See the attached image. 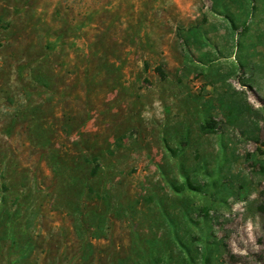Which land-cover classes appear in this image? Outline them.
I'll return each mask as SVG.
<instances>
[{
	"label": "rangeland",
	"instance_id": "obj_1",
	"mask_svg": "<svg viewBox=\"0 0 264 264\" xmlns=\"http://www.w3.org/2000/svg\"><path fill=\"white\" fill-rule=\"evenodd\" d=\"M0 264H264V0H0Z\"/></svg>",
	"mask_w": 264,
	"mask_h": 264
},
{
	"label": "trees",
	"instance_id": "obj_2",
	"mask_svg": "<svg viewBox=\"0 0 264 264\" xmlns=\"http://www.w3.org/2000/svg\"><path fill=\"white\" fill-rule=\"evenodd\" d=\"M95 170H93L91 173L94 174Z\"/></svg>",
	"mask_w": 264,
	"mask_h": 264
}]
</instances>
